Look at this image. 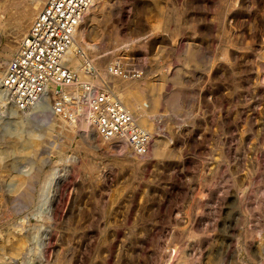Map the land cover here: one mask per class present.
I'll use <instances>...</instances> for the list:
<instances>
[{
    "label": "rangeland",
    "instance_id": "obj_1",
    "mask_svg": "<svg viewBox=\"0 0 264 264\" xmlns=\"http://www.w3.org/2000/svg\"><path fill=\"white\" fill-rule=\"evenodd\" d=\"M10 2L0 0V66L17 35ZM93 13L84 40L96 47L77 52L121 99L143 86L151 150L122 155L50 104L52 135L10 151L33 109L0 106V264H263L264 0H98ZM117 57L141 75H114ZM29 175L27 201L17 180ZM9 236L25 239L21 256L2 247Z\"/></svg>",
    "mask_w": 264,
    "mask_h": 264
},
{
    "label": "built area",
    "instance_id": "obj_2",
    "mask_svg": "<svg viewBox=\"0 0 264 264\" xmlns=\"http://www.w3.org/2000/svg\"><path fill=\"white\" fill-rule=\"evenodd\" d=\"M94 0H47L7 62L2 86L24 112L50 103L68 128L79 131L85 122L105 140L122 141L138 156H147L152 134L139 125L123 100L102 78L96 62L85 52L82 80L67 64L66 54ZM110 70L120 77H139L141 71L117 57ZM101 80V84L96 81ZM80 132V131H79Z\"/></svg>",
    "mask_w": 264,
    "mask_h": 264
},
{
    "label": "bare ground",
    "instance_id": "obj_3",
    "mask_svg": "<svg viewBox=\"0 0 264 264\" xmlns=\"http://www.w3.org/2000/svg\"><path fill=\"white\" fill-rule=\"evenodd\" d=\"M97 1L98 0H94L92 6L90 7L89 11L87 12V14L85 15L84 17V20L77 32V35H76V38H75V42L73 44V46L68 50L67 54H66V60H67V64L70 65L72 68H77L78 71L77 74L79 76V78L81 79H88L87 78V75H85V73L83 72V70H79V66H78V63L81 61V59L83 57H81V54H79L77 52V47L79 45H82V46H89L88 48H90V46H95V45H91L90 43L86 42L85 39V34L88 33L87 35H89V32L88 30L91 28L88 29V26L90 25H86V28H83V24L86 23V19L88 17V13H91L94 12L93 14H96V8H97ZM47 0H11V2L9 4H7L6 6V9H10L9 11L11 12L10 14V17L8 19V25L12 27L14 26V28L16 29V40L13 41L9 47H8V55L6 56L7 58L9 56H11V54L13 52H15V50L17 49L18 47V42L19 40L21 39V37H23V35L27 32L29 26L31 25V23L33 22V20L35 19V16L38 14V12L40 11V9L46 4ZM99 7V6H98ZM12 8H15L14 11H12L11 9ZM99 10V9H98ZM99 12V11H98ZM9 14V13H8ZM92 14V15H93ZM96 17V16H95ZM89 19V18H88ZM161 18H159L160 20ZM92 20H94L91 16V23ZM163 21V20H162ZM90 22V21H89ZM161 23V22H160ZM85 27V26H84ZM93 27V26H92ZM101 29V28H100ZM91 30V29H90ZM96 30V29H95ZM94 30V31H95ZM92 31V30H91ZM90 31V33H92ZM97 32V31H96ZM95 33V32H94ZM92 35L95 36V35H98L95 33V35ZM103 33V32H102ZM91 37V36H90ZM95 38H99V37H94ZM91 39V38H90ZM99 41V40H97ZM100 41H101V38H100ZM94 43V42H92ZM101 43V42H100ZM99 43V45H100ZM95 44V43H94ZM98 45V43H97ZM81 46V47H82ZM101 46V45H100ZM96 47V46H95ZM83 48V47H82ZM81 48V49H82ZM94 48H92L93 50ZM84 50H88V49H84ZM91 50V49H90ZM97 52V51H96ZM83 60V59H82ZM95 60V59H94ZM81 64V63H80ZM83 66V65H82ZM5 64H1L0 66V106H2V108H6V109H12L13 111L14 110H19L16 105L11 101L10 96L8 95V92L6 91V89L2 86V78L4 76V73L2 72L3 69H5ZM73 68V69H74ZM82 69V68H81ZM76 70V69H75ZM107 72V71H106ZM102 73V72H101ZM83 76H85L83 78ZM85 79V80H86ZM92 80V79H90ZM144 82V81H143ZM142 83V82H141ZM148 83V82H147ZM146 84V83H144ZM147 85V84H146ZM154 88H156L154 86ZM145 89L143 88L142 85H139V84H134L132 86H129V88L127 89V92L123 95L122 97V100L125 104V106L127 107V109L136 117V119L138 118V122H140V125L142 127H145L146 129H149L150 131H152L151 129L153 127V122H152V119H151V112H149L150 110H148L147 106H146V103L145 101L147 100L146 96H145ZM8 95V96H7ZM175 98H178L175 97ZM181 99V96L179 97ZM171 99V98H170ZM169 99V100H170ZM154 104H157L159 102V97L157 96H153L152 99H151ZM148 101V100H147ZM171 101V100H170ZM169 101V102H170ZM177 101V100H176ZM179 102V101H178ZM150 103V101H149ZM153 104V103H152ZM159 104V103H158ZM174 104V102L172 103ZM176 104V103H175ZM48 106L50 109H49V112L47 111H43V109L41 110V106ZM178 105V104H177ZM43 108V107H42ZM45 108V107H44ZM33 110L31 112H27V123L29 124V126L27 127L26 129V132L27 134H25V136L20 135L19 133H17V135L15 136V140H10L8 141L7 143H4L6 145V148L7 150L11 149H23L22 146L20 147L21 144H26V145H29L27 146V148L29 147H34L36 144H37V141L41 138V137H45V135L47 136H51L52 133L55 131L56 129V123L54 122V119H52L51 117L54 116V114L51 113V107H50V103H39L37 105H35L33 108ZM40 109V110H39ZM150 109V108H149ZM156 109V108H154ZM31 110V109H30ZM29 111V110H28ZM153 111V110H152ZM155 112V111H154ZM152 112V113H154ZM150 113V115H149ZM150 116V117H149ZM40 119L43 121V122H47L45 128H44V133L41 134L39 133L38 131V127H36L35 125L40 121ZM38 120V121H37ZM155 125V124H154ZM63 127V126H62ZM92 128V127H91ZM89 128L87 129L84 134L88 137L89 135H91L92 133V129ZM152 133V132H151ZM99 136V135H98ZM90 137V136H89ZM100 137V136H99ZM102 138V137H101ZM24 139V141H23ZM109 141H112V140H109ZM116 142H118L119 144V153L122 154V155H128V154H133L134 151L130 148L129 145H127L126 143L122 142V141H117L115 140ZM39 142V141H38ZM35 149V148H34ZM154 152L156 153H153L154 155H163L165 153L164 149H161L159 146L155 145V148H153ZM2 161V160H1ZM121 165V164H120ZM86 167V166H85ZM36 172V171H35ZM22 173V172H21ZM24 173V172H23ZM37 173V172H36ZM25 174V173H24ZM39 174V173H38ZM32 176L34 175H29V176H25V178H22L20 179L21 181L17 180L20 184L19 185V189H22L24 187L22 186H25V188L23 189L25 191V189H27L28 187L27 186H30L31 182L30 180L32 179ZM38 176V175H36ZM14 177H16L14 175ZM19 179V177H18ZM24 179V180H23ZM37 179V178H36ZM48 179V178H47ZM12 181V180H11ZM38 181V180H37ZM33 182V181H32ZM15 183V182H14ZM17 185V184H15ZM14 184H11L10 186H14L16 187ZM17 185V186H18ZM34 185V184H33ZM20 186L22 188H20ZM11 187V188H12ZM27 187V188H26ZM32 187V186H31ZM30 187V188H31ZM18 188V187H17ZM15 188V189H17ZM14 189V188H13ZM12 189V190H13ZM35 189V188H34ZM33 189V190H34ZM18 190V189H17ZM31 191V189H29ZM20 191V190H19ZM18 191V192H19ZM22 192V191H21ZM33 193V192H32ZM21 193H19L18 195H20ZM23 196L26 198L25 200L28 201L29 200H32L30 198L33 197V194H32V197H31V192L28 191V189L23 193ZM22 198V197H21ZM17 201V200H16ZM23 201V200H22ZM20 202V201H19ZM18 203V202H17ZM22 203V202H21ZM25 203V201L23 202V204ZM20 205V203H18ZM22 204V205H23ZM25 207V205H24ZM25 239L23 237H20V236H16L14 238H11L10 236L3 242L2 244V247L4 248H7L9 247L10 250L12 251V254L13 256H21V254L23 253V250L25 249ZM262 257V256H261ZM264 257V256H263ZM263 261V260H262ZM264 262V261H263ZM264 264V263H263Z\"/></svg>",
    "mask_w": 264,
    "mask_h": 264
}]
</instances>
